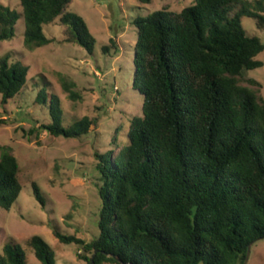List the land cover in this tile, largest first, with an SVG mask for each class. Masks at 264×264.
I'll list each match as a JSON object with an SVG mask.
<instances>
[{
    "label": "trees",
    "instance_id": "16d2710c",
    "mask_svg": "<svg viewBox=\"0 0 264 264\" xmlns=\"http://www.w3.org/2000/svg\"><path fill=\"white\" fill-rule=\"evenodd\" d=\"M73 1L20 0L21 12L0 3V43L16 37L23 19L24 47H45L56 42L45 27L59 20L63 42L92 55L96 39L68 11ZM244 18L263 29V0H195L180 12L164 7L135 18L134 88L144 97L143 115L130 121L125 145L97 154L99 236L86 242L52 226L87 264H244L249 246L264 239V97L244 77L263 67L264 42L248 34ZM29 71L10 54L0 58L1 105L21 94ZM60 81L71 100L80 99L75 82L63 74ZM36 103L48 107L52 123L42 128L51 136L77 138L97 124L84 116L64 126L60 100L46 88ZM20 168L12 148L2 147L0 207L7 211L23 190ZM32 188L45 205L39 186ZM29 246L40 264H56L42 237ZM0 264H26L22 246L6 244Z\"/></svg>",
    "mask_w": 264,
    "mask_h": 264
},
{
    "label": "rangeland",
    "instance_id": "374dc122",
    "mask_svg": "<svg viewBox=\"0 0 264 264\" xmlns=\"http://www.w3.org/2000/svg\"><path fill=\"white\" fill-rule=\"evenodd\" d=\"M0 3L22 10L20 0ZM194 3L195 0H74L68 11L82 16L95 37L92 55L81 46L63 42L64 29L59 20L45 27L46 35L56 40L45 47H24L23 19L17 24L16 37L0 43V58L10 54L30 66L20 95L4 106L0 95V155L2 147L12 148L20 163L23 185L10 211L0 207V254L6 244L14 241L24 249L26 264H40L29 246L31 237L38 235L51 247L56 264H87L79 258L81 248L61 243L52 226L86 242L99 236L102 184L97 154L116 152L117 147L125 145L130 121L143 115L144 97L134 88L138 38L134 20L164 7L180 12ZM243 25L249 35L264 42V28H258L255 20L244 18ZM104 47H108L107 52ZM257 59L264 63V51ZM60 74L76 83L80 99L68 97ZM244 77L246 85L259 89L264 97V65L245 71ZM252 80L260 86L249 84ZM41 88L59 98L64 126L84 116L96 119V126L77 138L48 134L42 128L52 123L48 107L36 103ZM34 183L41 189L45 205L35 198ZM247 264H264V239L252 246Z\"/></svg>",
    "mask_w": 264,
    "mask_h": 264
},
{
    "label": "water",
    "instance_id": "95a60500",
    "mask_svg": "<svg viewBox=\"0 0 264 264\" xmlns=\"http://www.w3.org/2000/svg\"><path fill=\"white\" fill-rule=\"evenodd\" d=\"M252 246L253 245H250L249 248H248V252H247V256H246V260L244 262V264H247L248 262V259H249V256H250V253H251V249H252ZM118 262H120V259L118 257H114ZM92 264H95V262L93 261Z\"/></svg>",
    "mask_w": 264,
    "mask_h": 264
}]
</instances>
